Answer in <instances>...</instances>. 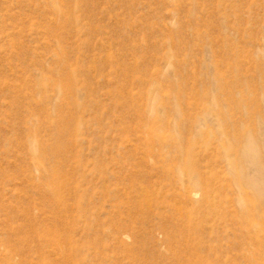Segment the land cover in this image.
<instances>
[{
  "label": "rangeland",
  "instance_id": "obj_1",
  "mask_svg": "<svg viewBox=\"0 0 264 264\" xmlns=\"http://www.w3.org/2000/svg\"><path fill=\"white\" fill-rule=\"evenodd\" d=\"M0 264H264V0H0Z\"/></svg>",
  "mask_w": 264,
  "mask_h": 264
}]
</instances>
